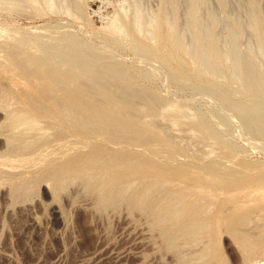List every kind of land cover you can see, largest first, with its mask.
Wrapping results in <instances>:
<instances>
[{
    "label": "rangeland",
    "instance_id": "374dc122",
    "mask_svg": "<svg viewBox=\"0 0 264 264\" xmlns=\"http://www.w3.org/2000/svg\"><path fill=\"white\" fill-rule=\"evenodd\" d=\"M72 43L84 47L88 55L98 57L101 64L91 66L103 70L96 72L91 71L94 67L87 68L86 75L69 81L68 87L83 88L81 93L95 98L102 108L110 103L115 107L127 106L130 109L128 117L140 128L144 126L142 130L146 135H156V139L148 137L150 145L131 144L135 135L121 138L124 135L122 132L110 131L114 129V124L113 127L106 124L114 123V110L107 109L109 112L105 119H111L100 128L91 124L90 120L85 119L90 122L88 124L74 115L75 118H63L62 122L69 124L27 116L32 119L29 121L27 118L29 122L33 121L38 126L34 128L33 123L30 126L14 113L22 109L18 106L23 107L27 97L31 95L36 99L41 95L38 93L44 94L48 87L44 77L46 67L38 69L34 65L38 58L51 57L54 67L62 72L68 70L64 61L41 48ZM0 51V62L4 65L0 69V95L6 86L9 87L5 89L3 97L6 92L7 95L4 99L0 97V105L8 101L0 109V264H178L177 249L167 246L166 236H161L163 227L156 223L153 215L159 214L165 206V195L174 196L177 193L179 183L190 188L192 184L207 186L214 180L224 184L215 188L217 193L221 191L218 199L215 197L217 193H210L216 203L209 200L199 207V210L208 209L203 213L209 216H203L212 220L210 227L213 229L209 227L211 232H204L205 247H199L195 252L198 259L203 257L204 260L196 259V264H243L249 252H253L250 257L254 256L256 248L264 245V0H0ZM28 52L40 56L32 60L35 57L32 58ZM28 60L30 63H26ZM18 61L22 65L29 64L25 68L37 75L33 74L32 78L30 73L24 71L23 74L25 68L20 69ZM109 68L115 70L112 73L109 71L111 74L122 73L120 78V75H112L111 78L110 74H105L110 78L106 82L101 78L104 90L110 93V102L96 96L90 84L91 76ZM38 76L41 79L38 80ZM30 83H34L33 86L40 92L35 91ZM11 88L12 93L9 92ZM16 90L23 91L19 94ZM22 93L27 95L23 100ZM61 95L62 92H57L54 97L60 100ZM11 100L18 109L13 107L11 110L8 105ZM6 107L11 111H7ZM173 109L177 110L170 111ZM8 113L17 122L26 123L25 126L22 122L18 123L16 128L26 129L14 130L15 126L9 123L17 122H12L16 121L12 119L8 123L13 118ZM156 126L160 128L156 130ZM86 127L90 132L85 130ZM114 134L121 136L117 138ZM159 137L164 141L168 139V142L165 141L164 145ZM28 140L30 143L37 142L33 152L38 148V153H41L43 149L42 161L35 164V158H31L30 166L22 164L26 158L12 157L17 155L14 152L18 149L26 150V156L32 155L30 148L36 144L28 146ZM44 141L53 146L47 148ZM25 144L28 145L23 148ZM16 146H19L17 150ZM95 152L96 155L102 152V159L99 160L102 163L98 161L92 170L91 165L83 168L79 163L78 169L73 166L77 163L74 159L77 153L88 155ZM59 153L64 159L60 171L64 174L71 169L65 175L59 171L54 173L57 177L63 175L60 185L56 186L49 180V175L41 176L35 183L26 186L19 198L13 197V187L6 182L4 173L16 174L25 168L36 169L50 159L57 160ZM113 155L133 156L129 165L132 172L123 183L139 185L131 186L130 193L124 196V201L121 200L124 203L119 201L118 206L117 202L107 206L102 204L101 197L107 178V174L102 177V170ZM125 170L126 166L118 167L115 173ZM149 178L153 183L143 181H149ZM168 181L173 185L169 189L166 188ZM140 184L144 185L140 187ZM153 184L160 185V192H155L157 186L151 191L143 211L133 208L132 202H129L133 200L135 191ZM163 184L165 189L161 190ZM189 188L187 192H190ZM202 190L203 197L204 194L210 196L204 187ZM213 204H217L216 208ZM151 206L155 208V214L148 212ZM221 206L224 209L219 211ZM187 208L186 216L190 212ZM223 217L230 222L242 220L243 225L246 219L249 220V225L246 224L249 227H240L245 233L252 231L255 234L254 243L248 246L249 252L242 251L239 240L233 236L234 223H221ZM208 242L210 244L206 248ZM208 249L211 252L208 253ZM203 250L205 256H201Z\"/></svg>",
    "mask_w": 264,
    "mask_h": 264
},
{
    "label": "bare ground",
    "instance_id": "6f19581e",
    "mask_svg": "<svg viewBox=\"0 0 264 264\" xmlns=\"http://www.w3.org/2000/svg\"><path fill=\"white\" fill-rule=\"evenodd\" d=\"M43 3V2H42ZM77 8V7H76ZM78 10V9H77ZM82 11V10H81ZM164 32V31H163ZM119 33V32H118ZM34 35V34H33ZM40 36V35H39ZM28 37V36H27ZM21 38H23V37H21ZM35 38H37L38 39V37H35ZM41 38V37H40ZM27 39V38H26ZM40 40V39H39ZM69 40V39H68ZM30 41V40H29ZM39 42V41H38ZM35 43V42H34ZM53 43V42H52ZM60 43V42H59ZM71 43V42H70ZM23 44V43H22ZM31 44V43H30ZM38 44V43H37ZM51 44V43H50ZM54 44V43H53ZM26 45V44H25ZM29 45V44H28ZM34 45V44H33ZM59 45H62L61 43L59 44ZM58 44H56V45H43L44 47H42L41 49H43L44 51H46L47 53H54V56L55 57H58L60 60H62V61H64L65 62V64L68 66V70L66 71L65 70V72H62L61 70H59V69H57L56 67H54L55 66V64L54 65H52L51 63V60H50V58L49 57H44V58H38L39 56H35V55H38L37 53H35L34 54V56L32 55L33 53H29V55L31 54L32 56V58L33 57H35V58H33L32 60H34V59H36V57L38 58L37 60H36V62L34 63V65H35V67L36 68H41V67H46V75H44V77H45V79L48 81V87H47V89H46V91L44 90V87L42 86V89H43V91H45V93L43 94V93H41L40 92V90H37L36 89V87H35V85L33 86V84L34 83H30V85L34 88V90L35 91H39L40 93H38V94H41L38 98H32L31 97V95H30V97H27V100H25L24 102V104H23V107L22 106H20L19 104V106L18 107H21L22 109L21 110H19L18 112H14L16 115H18L19 116V119H20V117H21V119L20 120H22V118L23 119H25L24 121L26 122H28V123H30V126H32V124L31 123H33V127H34V125H35V122H29V121H31L32 119H29L28 117H32L33 119H35V117L37 118V119H48V120H50V121H54V122H56V123H61L62 122V120H63V118H64V120H67L66 119V117L68 118V117H70V116H76V117H78V119H86V120H90V122H91V124H94L96 127H101L103 124H106L108 121H109V119H111L110 117H109V119H108V121H106L107 119H105L106 117H108L107 116V112H109L107 109H109V110H114V120H113V122L114 123H111V122H108V123H110V124H106L107 126L109 125H111V127H113L114 126V129H112V130H110V131H113V130H116L117 132L118 131H120V132H122L124 135H120V134H117V135H115V136H118L117 138H119L120 136H121V138H124V136L125 135H135L136 136V138L134 137V139H132V142H131V144H134V145H145V144H149L150 142H149V140H148V137L150 138H153V139H156L157 137H156V135H146V133H144L143 132V130H142V128L144 127H141L140 128V126H139V124L137 123V122H134V121H132V119L131 118H129L128 117V114H129V112H130V109L127 107V106H124V105H118V106H114L113 104H107V105H105L106 107H101L100 105H99V102H98V104H97V100L95 99V98H89V97H87L85 94H82L81 93V90H83V88H77V89H70L69 87H68V82L69 81H71V80H77L78 78H80L82 75H86V73L85 72H87L86 71V69L87 68H93L91 65H94V64H98V63H100L101 64V61H100V59L98 58V57H95V56H92V55H88L87 54V51H86V49L84 48V47H81V46H79V45H77L76 43H72V44H67V45H63V46H59ZM174 45V44H173ZM30 46V45H29ZM34 46H36V44L34 45ZM31 47V46H30ZM172 48V47H171ZM16 49H17V47H16ZM25 50V49H24ZM32 50V49H31ZM49 52H48V51ZM16 52H17V50H15ZM14 51V52H15ZM1 52V51H0ZM13 52V53H14ZM15 52V53H16ZM27 52V51H26ZM2 53V52H1ZM4 53V52H3ZM18 53V52H17ZM16 53V54H17ZM15 54V55H16ZM23 55V54H22ZM18 55H16V57H17ZM20 56V55H19ZM27 57V56H26ZM30 57V56H29ZM174 57V56H173ZM172 57V58H173ZM23 58H25V57H23ZM25 59H27V58H25ZM24 59V60H25ZM55 60L57 59V58H54ZM7 60V62L9 61V59H6ZM6 60H2V62L3 61H5L4 63H6ZM20 61V60H19ZM18 61V62H19ZM26 61V60H25ZM30 60H28L26 63H30L29 62ZM12 62V61H11ZM15 63V62H14ZM20 63V62H19ZM18 63V64H19ZM10 64V63H9ZM15 64H17V63H15ZM21 64V65H20ZM18 66L20 67V69H23L22 67H24L25 68V66L27 67V65H29V64H25L24 63V65H22L23 63H20ZM3 64L0 62V66H2ZM32 66V65H31ZM102 66V65H101ZM4 67V65L2 66V67H0V69L1 68H3ZM118 67V66H117ZM12 68V67H11ZM30 68H34V67H28V69H30ZM95 68V67H94ZM94 68L91 70V71H96V72H98V70H99V72L101 71V70H103V69H101V68H99L98 70L96 69V68H98V67H96L95 68V70H94ZM105 68V67H104ZM107 68V67H106ZM19 69V70H20ZM62 69H63V66H62ZM115 69V68H114ZM118 70H119V68H117ZM12 70H13V68H12ZM32 70V69H31ZM105 70V72L103 71V73L101 72V73H97V74H94L93 75V77L91 76V87L95 90L94 92V94L96 95V96H100V97H102V98H106L107 100H109V102L112 100V99H110L109 97V92L108 91H105L104 90V81L106 82V80L108 81V79H110V78H108V75H105V74H110L109 76H111V78H113V77H118L120 74H111L113 71H115V70H112V69H108V70H106V69H104ZM122 69H120V71H121ZM24 71L25 72H27L28 74L30 73V75H32V78H34L33 77V74H34V71H30V70H27L26 68L22 71V73L24 74ZM28 71H30V72H28ZM79 71V72H78ZM109 71L111 72V73H109ZM128 71V70H127ZM95 72V73H96ZM121 72H123V70L121 71ZM1 73V72H0ZM44 73V72H43ZM90 73H92L93 74V72H90ZM34 75H37L36 74V72H35V74ZM40 75V74H39ZM43 75V74H42ZM112 75H114L113 77H112ZM121 75H122V73H121ZM121 75L118 77V78H120L121 77ZM8 76V75H7ZM105 76H107L106 78H105ZM38 77H40V76H38ZM37 77V78H38ZM246 77V76H245ZM2 78V77H1ZM104 80H102V79ZM29 79H30V77H29ZM39 79H41V77L40 78H38V80ZM43 77H42V81H43ZM116 79V78H115ZM38 80H36L37 82H39ZM41 81V80H40ZM85 82V81H84ZM42 83V82H41ZM4 84V83H3ZM88 84V83H87ZM111 84V83H110ZM37 85H39L38 87H40V84H38L37 83ZM82 85V84H81ZM106 86H108V85H106ZM111 86V85H110ZM0 87H1V85H0ZM5 88V87H4ZM6 88H7V86H6ZM5 88V89H6ZM9 88V87H8ZM7 88V89H8ZM1 89H3V87L1 88ZM4 89V92L6 91ZM16 89H18L17 87H16ZM87 89V88H86ZM105 89H106V87H105ZM107 89H109V87L107 88ZM131 89V88H130ZM110 90H111V88H110ZM132 90V89H131ZM1 91V90H0ZM14 91V90H13ZM19 94H20V91H23V90H16ZM85 91V90H84ZM87 91V90H86ZM3 92V90H2V95H0V97L2 96L3 97V94H5ZM9 92H11L12 93V88H11V91H9ZM57 92H62V95H61V97H60V100H58V99H56L54 96L57 94ZM87 92H89V89H88V91ZM11 93H9V94H11ZM26 93V92H25ZM28 93V92H27ZM26 93V94H27ZM13 94H14V92H13ZM13 94H11V95H13ZM18 94V95H19ZM23 94V97H22V95H20L21 96V98H22V100L28 95H26V94H24V93H22ZM6 95H7V92H6ZM5 95V96H6ZM116 95V94H115ZM4 96V97H5ZM16 96V95H15ZM15 96H13V97H15ZM34 96V95H33ZM4 97H3V99H4ZM12 97V98H13ZM115 97V96H114ZM9 98H11V97H9ZM9 98H7V99H9ZM18 98V97H17ZM20 98V97H19ZM31 98V99H30ZM149 99V98H148ZM12 100H14V99H12ZM12 100H11V104H8V105H10V107H12L11 108V110L13 109V107L15 108H17L18 109V107L17 106H15V105H13V102H12ZM103 100V99H102ZM129 100H130V98H129ZM129 100H126V101H129ZM4 101V100H3ZM113 101H114V99H113ZM122 101H124V100H122ZM126 101H124V102H126ZM0 102H2V100L0 99ZM5 102V101H4ZM8 102V101H7ZM7 102H5V104H7ZM15 102V101H14ZM115 102V101H114ZM119 102V101H118ZM130 102V101H129ZM17 103H19V102H16V104ZM131 103V102H130ZM3 104V103H2ZM1 104V105H2ZM5 104H3L2 106H5ZM1 105H0V109H1ZM132 106V105H131ZM134 108V107H133ZM132 108V109H133ZM106 109V110H105ZM147 109V108H146ZM2 110V109H1ZM5 110V109H4ZM3 110V111H4ZM6 110L7 111H11L10 110V108L9 107H6ZM175 110H177V109H173V110H170V111H175ZM143 111V110H142ZM134 112V111H133ZM151 112V111H150ZM6 113V112H5ZM14 113L12 112V114H13V116H16V115H14ZM147 113V112H146ZM9 115H10V113H8ZM12 114L10 115V118L11 117H13L12 116ZM183 114V113H182ZM8 115V116H9ZM66 115H68V116H66ZM148 115H150V114H148ZM171 115V114H170ZM173 115V114H172ZM18 116H16V117H18ZM28 116V117H27ZM35 116V117H34ZM64 116V117H63ZM73 116V117H74ZM83 118H82V117ZM134 116V115H133ZM137 115H135V117H136ZM141 116V115H140ZM145 116V115H144ZM166 116V115H165ZM175 116V115H174ZM15 117V118H16ZM62 117V118H61ZM138 117V116H137ZM151 117V116H150ZM9 118V117H8ZM29 119V121H28V119ZM75 118V117H74ZM140 118V117H139ZM173 118V117H172ZM178 118H179V116H178ZM16 120V119H14V117L13 118H11V119H9L8 120V123H9V121L10 120ZM68 119H70V118H68ZM141 119V118H140ZM145 119V121H147L146 120V118H144ZM154 119V118H153ZM19 120V121H20ZM72 120V119H71ZM70 120V121H71ZM84 120H83V122H84ZM85 120V121H86ZM111 120V121H112ZM137 120H139V119H137ZM142 120V119H141ZM140 120V121H141ZM176 121H177V119H175ZM179 120V119H178ZM17 122V120L16 121H12V122H17V123H15V124H12L11 123V121H10V123L9 124H11V125H13V126H15V128H14V130L15 129H18L19 130V126H18V128H16V125L18 124V123H21L22 121H20V122ZM35 121V120H34ZM45 121V120H44ZM50 121H47V122H50ZM81 121V120H80ZM88 121H86L87 123H88ZM174 121V120H173ZM7 122V121H6ZM63 122H66V121H63ZM62 122V123H63ZM77 122V121H76ZM90 122L88 123V124H90ZM143 122H144V120H143ZM147 122H150V120H148ZM146 122V125L148 124ZM153 121L151 120V123H152ZM5 123V122H4ZM23 123V126H25V124H24V122H22ZM38 123H39V120H38ZM61 123V124H62ZM67 123V122H66ZM159 123V122H158ZM174 123V122H173ZM176 123V122H175ZM36 124H37V121H36ZM52 124V123H51ZM67 124H69V123H67ZM112 124H114L113 126H112ZM155 124H156V122H155ZM20 125V124H19ZM28 125L29 124H27V127H28ZM37 125H40V124H37ZM71 125V124H70ZM79 125V124H78ZM82 125V124H81ZM151 125V124H150ZM30 126L28 127V128H30ZM48 126V125H47ZM69 126V125H68ZM151 126H153V125H151ZM151 126H148V127H151ZM12 127V126H11ZM10 127V128H11ZM22 127V126H21ZM33 127L31 128V129H33ZM38 128V126H36L35 125V127L34 128ZM41 127V126H40ZM46 127V126H45ZM50 127H51V125H50ZM157 127V126H156ZM25 129H26V127H24ZM48 128V127H47ZM82 128L84 129V126H82ZM153 128L155 129V127L153 126ZM158 128H160V127H157L156 128V130L158 129ZM25 129H21V130H25ZM43 129V128H42ZM95 129H97V128H95ZM13 130V129H12ZM18 130H16V132L18 131ZM21 130H19V131H21ZM36 130V129H35ZM44 130V129H43ZM42 130V131H43ZM58 130V129H57ZM71 130V129H70ZM74 130V129H73ZM73 130H71V131H73ZM85 130H87L88 132H90V130H88L87 129V127L85 128ZM93 129H91V131H92ZM98 130V129H97ZM151 130V129H150ZM96 131V130H95ZM15 132V131H14ZM25 131H23V133H24ZM75 132V131H74ZM78 132V131H77ZM85 132V131H84ZM97 132V131H96ZM108 132V131H107ZM181 132V131H180ZM45 134L47 133V130L44 132ZM50 133V132H49ZM92 133V132H91ZM99 133V132H98ZM101 133H103V132H101ZM158 133V132H157ZM92 134H95V132H93ZM107 134H109V132L107 133ZM111 134H113L112 132H111ZM158 134H160V133H158ZM165 134H167L166 132H165ZM12 135V134H11ZM19 135H20V133H19ZM103 136L102 137H104L105 136V134L103 133L102 134ZM120 135V136H119ZM13 136V135H12ZM46 136V135H45ZM99 136V134H97V137ZM128 136H125V137H128ZM160 136H162L161 134H160ZM166 136H168V135H166ZM11 137V136H10ZM130 137V136H129ZM170 137V136H169ZM12 138V137H11ZM16 138H18L17 136H16ZM15 138V139H16ZM21 138V137H20ZM19 138V139H20ZM99 138V137H98ZM120 138V139H121ZM131 138V137H130ZM129 138V139H130ZM159 138H161V137H159ZM86 139V138H85ZM129 139H127V140H129ZM175 139V138H174ZM174 139L172 140V141H174ZM13 140H14V136H13ZM51 140V139H50ZM65 140V139H64ZM103 140V139H102ZM110 140V139H109ZM152 140V139H151ZM168 139H166L165 141H167ZM11 141H12V139H11ZM17 141V140H16ZM31 141V140H30ZM57 141V140H56ZM106 141V140H105ZM108 141V140H107ZM164 141V139H160V142L161 143H164V145H165V142ZM13 142H15V140L13 141ZM12 142V143H13ZM27 142H29V140L27 141ZM36 142V141H35ZM62 142H63V140H62ZM87 142V141H86ZM108 142H110V141H108ZM114 142V141H113ZM149 142V143H148ZM157 142V141H156ZM168 142V141H167ZM26 143V142H25ZM30 143V142H29ZM28 143V144H29ZM33 141H31V143H30V145H28V144H25L24 145V147L23 148H25V146L26 145H28V146H31V147H33V144L35 145L36 144V146L35 147H33V148H30V149H32L31 150V153H32V155L30 154V155H28V156H26V154H27V152H26V154H25V151L26 150H24L23 148V151H20L19 149H18V147L20 146H16L17 148H16V150L17 151H15L14 152V154L16 153L17 155H15V156H12V157H16L15 159H17V158H20V157H24V158H26V161L25 160H22L23 161V165H27V164H32V160L33 159H31V158H35L34 159V161H33V163H35V164H37L39 161H42V153H43V149H42V151H41V153L39 152L38 153V148L36 149L37 151H34L33 152V150L37 147V142L36 143H33ZM44 143L46 144V141H44ZM55 143V142H54ZM98 143V142H97ZM118 143V142H117ZM116 143V144H117ZM121 143V142H120ZM124 143H126V142H124ZM151 143H154V142H151ZM159 143V142H158ZM169 143H170V141H169ZM174 143V142H173ZM176 143V142H175ZM14 145H18V143H13ZM22 144V143H21ZM24 144V143H23ZM44 144V145H45ZM52 144V143H51ZM51 144H49V146L50 147H52L51 146ZM127 145H128V143H126ZM154 144H156V143H154ZM59 145V144H58ZM107 145V144H106ZM150 145V144H149ZM12 146V145H11ZM46 146H47V148L49 147L48 146V144H46ZM57 146V145H56ZM61 146V145H60ZM62 146H65V145H62ZM123 146V145H122ZM175 146V145H174ZM179 146V145H178ZM27 147V146H26ZM55 147V146H54ZM121 147V146H120ZM124 147V146H123ZM122 147V148H123ZM126 147V146H125ZM128 147V146H127ZM156 148H158V146H155ZM14 148V147H13ZM21 148V147H20ZM56 148V147H55ZM152 148V147H151ZM175 148V147H174ZM179 148V147H178ZM46 149V148H45ZM86 149V148H85ZM94 149V148H93ZM13 150H15V149H13ZM178 150V149H177ZM12 151V150H11ZM28 151H30V150H28ZM99 151V150H98ZM101 151V150H100ZM143 151H145V150H143ZM172 151H174V150H172ZM179 151V150H178ZM178 151H176V152H178ZM187 151V150H186ZM13 152V151H12ZM49 152V151H48ZM139 152V151H138ZM45 153V152H44ZM61 153V152H60ZM60 153H59V155H58V159L56 160H49L45 165H41L40 167L38 166L36 169H22L23 171H20V172H16V174H10V173H8V174H3L5 177H6V182L7 183H9L13 188H11L12 190H13V192H14V194H13V197H15V198H19L20 197V195H21V191H23V189L26 187V186H28V185H30V184H33V183H35L36 181H37V179L39 178V177H43V176H48L49 175V180H51V181H53L54 183H55V185L57 186V185H60L61 183H62V179H63V175H65L67 172H69L71 169H68L67 171H66V173H64L63 174V172L64 171H60V170H62L63 169V161H64V159H63V157H62V155H60ZM64 153V152H63ZM100 153V152H99ZM136 153V152H135ZM156 153V152H155ZM180 153V152H179ZM178 153V154H179ZM13 154V155H14ZM24 154V155H23ZM36 154V155H35ZM79 153H77V155H75L74 156V159H76L75 161H77V163L75 162V165L73 164V166H75V168H77V164H79V163H81V165H82V167L83 166H90L91 165V170H92V167H94V165H98V161L100 160V159H102L101 158V155H102V152H101V155L99 156V155H96L97 154V152H95V154L93 153V154H88V155H81V154H79ZM152 154V153H151ZM175 154V153H174ZM177 154V155H178ZM182 154V153H181ZM162 155V154H161ZM176 155V154H175ZM192 155V154H191ZM64 156V155H63ZM156 156V155H155ZM12 157H10V158H12ZM55 157V156H54ZM65 157V156H64ZM158 157V156H157ZM196 157V156H195ZM30 158V159H29ZM165 158V157H164ZM13 159V158H12ZM27 159H29L30 161H27ZM106 159V158H105ZM136 159V158H135ZM5 160V159H4ZM108 162H105L106 164H108L107 165V167H105L104 168V166L102 167V168H104V170H102L103 172H104V174L102 175V177L105 175V174H107V178H106V181H105V183H104V189L102 190V200H103V202H102V204L103 205H109V203H113V204H115L116 202V205L118 204V202L119 203H121L122 204V202L125 200V199H123L124 198V196H127V194L128 193H130V191H131V186H129L128 184H126V185H124V183H123V181H124V179L132 172V168H130L129 167V165H130V163L133 161V156H130V155H113V156H110V159L108 158V160H107ZM100 162V164L102 163L101 161H99ZM103 162V163H104ZM171 162V161H170ZM25 163V164H24ZM44 163V162H43ZM159 163V162H158ZM201 163V162H200ZM30 164L28 165V166H30ZM84 164V165H83ZM40 165V164H39ZM80 165V164H79ZM93 165V166H92ZM103 165H105V164H103ZM72 166V167H73ZM122 166H126V170H125V172L123 171V173L121 172V173H115V169L116 168H118V167H122ZM154 166V165H153ZM152 166V167H153ZM209 166V165H208ZM18 167H19V165H18ZM20 167H22V165H20ZM72 167H70V168H72ZM79 167V166H78ZM101 167H99V169L101 168ZM213 167H215V166H213ZM217 167V166H216ZM28 168V167H27ZM32 168V167H31ZM79 168H81V167H79ZM83 168H85V167H83ZM82 168V169H83ZM95 168V167H94ZM201 168V167H200ZM217 168H221V167H217ZM224 168V167H223ZM20 169V168H19ZM18 169V170H19ZM78 169V168H77ZM81 169V170H82ZM189 169V168H188ZM215 169V168H214ZM73 170H75L74 168H73ZM86 170H87V168H86ZM89 170H90V167H89ZM205 170V169H204ZM211 170V169H210ZM209 170V171H210ZM57 171H59V173H62V174H60V176L59 177H57L56 175H57ZM78 171H80V169L78 170ZM78 171H74V172H78ZM100 171V170H99ZM101 171V172H102ZM166 171V170H165ZM164 171V173H166ZM218 171H219V169H218ZM55 172H57L56 174H54ZM73 172V171H72ZM211 172V171H210ZM2 173V172H1ZM0 173V175H2ZM81 173V172H80ZM110 173V174H109ZM168 173V172H167ZM223 173H225L224 171H223ZM78 174H79V172H78ZM187 174V173H186ZM56 176V177H54V176ZM205 175V174H204ZM135 176H136V178H137V174H135ZM140 175H138V177H139ZM134 177V176H133ZM132 177V178H133ZM144 177V176H143ZM1 178V177H0ZM3 178V177H2ZM128 178L129 177H127V180H128ZM212 178H214V177H212ZM48 179V178H47ZM155 179H157V177H155ZM215 179V178H214ZM213 179V180H214ZM218 179H219V177H218ZM229 179V178H228ZM2 180H4V178L2 179ZM89 180V179H88ZM101 182H102V180H100ZM143 181H145V182H152L153 180L152 179H150L149 178V181L146 179V180H143ZM157 181V180H156ZM161 181H163V179L161 180ZM165 181V180H164ZM163 181V183H165ZM182 181V180H181ZM186 181V180H185ZM184 181V182H185ZM67 182H69L68 180H67ZM66 182V183H67ZM87 182V181H86ZM159 182V181H158ZM65 183V182H64ZM135 183V182H134ZM153 183V182H152ZM168 183V184H167ZM171 182L170 181H168V182H166V188H168L169 189V187H172L173 185L171 184ZM173 183V182H172ZM194 183V182H193ZM196 183V182H195ZM194 183V184H195ZM206 183V182H205ZM131 184H133V183H131ZM136 184L137 183H135V185H133L132 186V188L134 187V186H136ZM149 184V183H148ZM162 184V183H161ZM223 184H224V182H219L218 183V181H212L211 183H209V185H207V183H206V185L207 186H198V185H191L190 186V188L188 187V185H184L183 186V183H179L178 185H177V188H178V191H177V193L173 196V194L171 195V194H168V195H165L164 196V201L165 202H163V199L161 200V202H163L164 204H165V206L162 208V210L160 211V213L158 214L157 213V215L156 216H154L153 215V219L155 220L156 219V223L158 224V225H160V226H162L163 227V232L161 233V236H162V234L163 235H165L166 236V243H167V246L170 248V247H174V248H176L177 249V257H178V264H196V259H198L197 258V255H195V252L197 253V249H199V247H201V248H203V247H205L203 244H204V241H205V239H204V232H205V234L206 233H208L209 231H210V228L211 229H213L212 227H210L211 225H210V223L212 222V220H210V219H208V218H204V216L206 217L207 215L206 214H204L205 212H206V210H208L207 208H205L206 210H199V207H200V205L202 204V206H204L203 205V203L205 202V201H208L209 202V200H212L213 202L216 200H213L215 197L217 198L218 197V193H220L221 191H219L218 193H217V191L218 190H216L215 188L216 187H222L223 186ZM228 184V183H227ZM128 185V186H127ZM137 185H139V184H137ZM144 184H140V187H142ZM164 185V184H163ZM162 185V186H163ZM167 185H168V187H167ZM170 185V186H169ZM96 186V185H95ZM156 184L154 185H150L148 188H146V189H142V190H140V191H135V196H134V198H133V200L131 199L130 200V202H129V204L132 202V207L133 208H141L142 209V207H145V206H147L146 204L147 203H145V201L147 200V199H149V196H150V194H151V191L152 190H154V188H156ZM159 187H160V185H158ZM158 186H157V188H156V193H158V192H160L159 191V189L160 188H158ZM101 187H103V185H101ZM139 187V186H138ZM203 187L205 188V190L209 193V195H210V193H217L216 194V196L212 199V195H210V196H206V194H204L203 192V194L206 196H204L203 197V195H201V193H200V191L203 189ZM59 188V187H58ZM61 189H62V186L60 187ZM162 188H164L165 189V185L163 186V187H161V190H162ZM174 188L176 189V187L174 186ZM188 188H189V190H190V192H187L188 191ZM96 189V188H95ZM138 188H136V190H137ZM218 189V188H217ZM27 190V189H26ZM59 190V189H58ZM57 190V191H58ZM130 190V191H129ZM133 190V189H132ZM158 190V191H157ZM170 190H173V189H170ZM222 190V189H221ZM173 191H175V190H173ZM203 191V190H202ZM213 191V192H212ZM153 192V191H152ZM224 192V191H223ZM206 193V192H205ZM167 194V193H166ZM99 195V194H98ZM133 195V194H132ZM163 195V194H162ZM131 196V195H130ZM212 196V197H211ZM151 197V196H150ZM159 197H161V196H157V198H159ZM163 197V196H162ZM156 198V197H155ZM154 198V199H155ZM123 199V201L121 202V200ZM153 199V200H154ZM218 199V198H217ZM221 199V198H220ZM18 200V199H17ZM97 200V199H96ZM148 202V201H147ZM157 202L159 203L160 202V199H159V201H156V204H157ZM100 203V202H99ZM124 203V202H123ZM214 203H216V202H214ZM101 204V203H100ZM112 204V205H113ZM129 204H127L126 206L129 208ZM155 204V205H156ZM163 205V204H162ZM161 205V206H162ZM212 205V204H211ZM214 205H215V208H216V205L217 204H213V207H214ZM100 206V205H99ZM118 206V205H117ZM117 206H116V208H117ZM160 206V207H161ZM201 206V207H202ZM101 207V206H100ZM157 207V206H156ZM158 207H159V204H158ZM187 207H189L190 208V212H189V215L188 216H186V214H185V212L187 211ZM207 207V206H206ZM104 208V207H103ZM108 207H106V209H107ZM111 208H113V206H111ZM218 208V207H217ZM99 209V208H98ZM130 209V208H129ZM141 209H139L140 211H143V209L141 210ZM160 209V208H159ZM219 209V211H222L223 209H224V206H221V207H219L218 208ZM102 211H103V209H102ZM138 211V210H137ZM154 211H155V208H153L152 206H151V208H149L148 209V212H151V214H153L154 213ZM156 211H157V208H156ZM205 211V212H204ZM209 211H211V210H209ZM208 211V213L209 214H211L212 213V211L211 212H209ZM227 211V210H226ZM204 212V213H203ZM214 212V211H213ZM143 213V212H142ZM155 214V213H154ZM260 214H262V213H260ZM259 214V215H260ZM148 215V214H147ZM204 215V216H203ZM149 217H151L152 215H148ZM209 216V215H208ZM215 217V216H214ZM213 217V218H214ZM245 217V216H244ZM244 217H243V220H244ZM224 218V219H223ZM222 218V220H221V223H222V221L223 222H226V224H233L234 226V229H233V231H232V234H233V236L234 237H236L239 241H238V243L240 244V246H241V249H242V251H247L248 250V246L250 245V247H251V244H253L254 243V241H253V238L255 237V234H254V232L252 233V231H250V232H247V233H245V232H243V230L241 231L240 230V227H243V226H245L246 224H248V221H247V219L244 221V225H243V221L241 220H239V222H234L233 220H232V222H230L231 220H229V219H227L226 217H223ZM264 218V217H263ZM262 218V219H263ZM152 219V218H151ZM153 219H152V221H153ZM173 221H174V223H173ZM154 222V221H153ZM251 222V221H250ZM172 223V224H171ZM220 223V222H219ZM261 224V222L259 223V224H257L258 225V227H259V225ZM249 225V224H248ZM248 225H246V226H248ZM223 226H225V225H223ZM210 227V228H209ZM214 227V226H213ZM249 227V226H248ZM247 228V227H246ZM257 228V227H256ZM209 229V230H208ZM242 229V228H241ZM249 229V228H248ZM206 230H208V231H206ZM211 232V231H210ZM209 232V233H210ZM213 232H214V230H213ZM212 232V233H213ZM209 235H211V234H209ZM264 235V234H263ZM211 240L212 239H210V241L209 242H211ZM208 242V245L206 244V248H208V246H209V243ZM214 242V241H213ZM216 242V241H215ZM212 243V242H211ZM203 245V246H202ZM213 245V244H212ZM166 246V247H167ZM211 246V245H210ZM255 247H257L256 245H255ZM167 249V248H166ZM244 249V250H243ZM176 251V250H175ZM250 251V250H249ZM249 251H247V252H249ZM198 252L200 253V251L198 250ZM203 252L204 253H202V255L201 256H203L204 254H205V250H203ZM208 253L209 252H211V249H208V251H207ZM206 252V253H207ZM246 252V253H247ZM251 252H252V250H251ZM254 252H256L255 254H254V256H249V255H253V252L252 253H248L249 255L244 259V261H243V264H264V245H259L257 248H256V250L254 251ZM169 253H171V252H169ZM207 253V254H208ZM176 254V253H175ZM206 254V255H207ZM210 255V254H209ZM201 256H199V258L201 257ZM205 256V255H204ZM208 256V255H207ZM212 257V256H211ZM208 258H209V256H208ZM207 257H206V259H208ZM243 259V258H242ZM198 260H200V261H202V260H204L203 259V257H202V259L200 258V259H198ZM200 263V262H199ZM198 263V264H199ZM201 264V263H200Z\"/></svg>",
    "mask_w": 264,
    "mask_h": 264
}]
</instances>
